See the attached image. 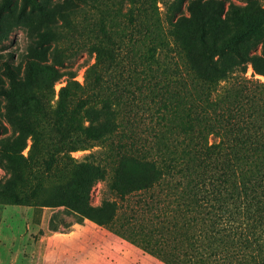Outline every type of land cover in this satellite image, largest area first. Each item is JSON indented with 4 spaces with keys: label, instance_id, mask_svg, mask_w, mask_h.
<instances>
[{
    "label": "rangeland",
    "instance_id": "obj_1",
    "mask_svg": "<svg viewBox=\"0 0 264 264\" xmlns=\"http://www.w3.org/2000/svg\"><path fill=\"white\" fill-rule=\"evenodd\" d=\"M219 1L0 0V264H264V0ZM146 160L175 168L120 199ZM84 177L113 224L73 209Z\"/></svg>",
    "mask_w": 264,
    "mask_h": 264
},
{
    "label": "trees",
    "instance_id": "obj_2",
    "mask_svg": "<svg viewBox=\"0 0 264 264\" xmlns=\"http://www.w3.org/2000/svg\"><path fill=\"white\" fill-rule=\"evenodd\" d=\"M212 2V7L214 8L216 16L220 17L221 13L219 10L223 9V5L219 0H210ZM60 17L62 20L65 19L64 14H60ZM50 34L51 30L50 27L47 26L46 29L42 32H39L37 34V43H47L50 40ZM53 64L59 67H63V71H61V75L65 76L66 83L64 86H62L59 90L60 98L63 96H68L70 90L76 85L80 86L77 81H75L73 78L75 77V70L68 69V67H64V63L59 59L56 52H53L52 55ZM188 70L190 71L191 75L194 76L196 79L201 80H208L213 82L214 85L220 86L222 88V84L220 83V79H214L211 76H208L205 74V71L201 68V66L197 63L196 59L193 57H186ZM99 64L98 56L95 57V62L90 64L87 67V70L93 69L96 65ZM52 70L57 73L59 72L57 69H55L53 66H51ZM6 74L9 77V79L13 82H17V78L12 73L11 69L6 65ZM225 80V79H224ZM221 84V85H220ZM55 113H56V119H55V125L58 129L62 126L63 120L65 116L67 115V110L65 106L61 102L56 103L55 107ZM214 147L213 144L209 146V148ZM52 154L50 159H52ZM122 160L126 161L129 157L124 155L121 157ZM143 165L145 167L146 173L139 177L138 179L134 180L133 183H128L126 180H124L122 176V169L119 167L118 170H115V172L112 173V176L110 175V181L114 182L116 187V192L118 193V196L120 199H125L128 194L134 192V191H150L154 189L156 186H160L161 183L165 180L166 172L174 171L175 166L171 164H164L159 163L154 160L150 161H144ZM79 169L84 174H88V171L96 169V165H93L92 163H86L81 164L79 166ZM164 170H166L164 172ZM103 178L107 176L106 170L101 171ZM116 176L118 179L116 180ZM122 179V180H121ZM121 181V182H120ZM111 182V183H112ZM88 181L87 178H81L77 181H75V191L73 192L75 197L73 199V209L79 212L80 214L85 212L86 216L94 220L98 224H105L110 225L115 222V212H116V202L114 200H105L101 201L98 205H92L89 202V193H88ZM64 196V193H63ZM41 198L40 205L46 206L49 205L46 203L45 197H39ZM57 204H62L57 203ZM105 205V208H104ZM165 211V210H164ZM216 256V255H214Z\"/></svg>",
    "mask_w": 264,
    "mask_h": 264
}]
</instances>
